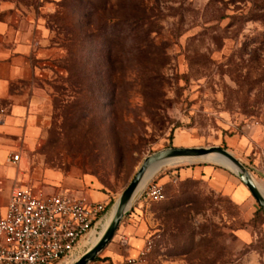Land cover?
Listing matches in <instances>:
<instances>
[{
	"label": "rangeland",
	"instance_id": "374dc122",
	"mask_svg": "<svg viewBox=\"0 0 264 264\" xmlns=\"http://www.w3.org/2000/svg\"><path fill=\"white\" fill-rule=\"evenodd\" d=\"M259 1L144 0L134 22L128 0H0L2 18L38 26L48 52L14 136L22 185L105 193L112 205L148 155L172 146L226 148L264 185ZM151 182L165 200L137 198L138 217L89 264L130 256L131 236L139 264H264V211L231 171L189 162Z\"/></svg>",
	"mask_w": 264,
	"mask_h": 264
},
{
	"label": "built area",
	"instance_id": "2783aa9c",
	"mask_svg": "<svg viewBox=\"0 0 264 264\" xmlns=\"http://www.w3.org/2000/svg\"><path fill=\"white\" fill-rule=\"evenodd\" d=\"M20 157L14 154L13 162H19ZM138 198L161 202L166 198L165 189L151 182ZM109 209L107 203L82 193H36L26 186L15 187L0 218V264H62L74 260L83 240L97 231ZM103 264H139V258L109 259Z\"/></svg>",
	"mask_w": 264,
	"mask_h": 264
},
{
	"label": "crops",
	"instance_id": "0c3cea01",
	"mask_svg": "<svg viewBox=\"0 0 264 264\" xmlns=\"http://www.w3.org/2000/svg\"><path fill=\"white\" fill-rule=\"evenodd\" d=\"M1 13L4 11H0V102L7 101L12 114L4 116L0 113V118L4 120L0 124V218L6 212L12 190L23 186L24 154L19 152L14 136L21 131L24 111L28 105L32 106V93L35 90L33 82L40 73L41 60L48 57V52L41 48L43 39L38 26L26 21L2 18ZM17 153L21 157L19 162L14 163L12 156ZM89 195L91 200L109 202L105 193L92 192ZM137 212L138 208H134L131 216L138 217ZM131 240H134L137 249H133L130 256L136 257L143 243L136 237L131 236Z\"/></svg>",
	"mask_w": 264,
	"mask_h": 264
},
{
	"label": "water",
	"instance_id": "95a60500",
	"mask_svg": "<svg viewBox=\"0 0 264 264\" xmlns=\"http://www.w3.org/2000/svg\"><path fill=\"white\" fill-rule=\"evenodd\" d=\"M205 156L217 157L220 160V163L217 164L236 175L248 188L259 207L264 211V192L259 182L248 167L231 151L221 146L167 147L148 155L143 160L129 185L111 205L108 222L98 236L97 241L69 264H89L108 246L123 219L133 208L135 200L142 191L140 190L141 185L150 177L156 168L181 159H196Z\"/></svg>",
	"mask_w": 264,
	"mask_h": 264
},
{
	"label": "bare ground",
	"instance_id": "6f19581e",
	"mask_svg": "<svg viewBox=\"0 0 264 264\" xmlns=\"http://www.w3.org/2000/svg\"><path fill=\"white\" fill-rule=\"evenodd\" d=\"M193 163V162H211V163H220V160L215 157V156H205V157H200V158H196V159H181V160H177V161H173V162H169L167 164H165L164 166L162 167H165V166H175V165H179V164H183V163ZM162 167H158L156 168L152 174L150 175V177H148V179L141 185L140 187V190H143L146 185L148 184V182L151 180V178L162 168ZM259 185L262 189V191L264 192V185L262 183L259 182ZM108 222V218H106V220L102 223L101 225V230L100 232L94 230L90 235L89 237L87 238V240H84L83 242L84 243H88L90 245L94 244L97 239H98V236L101 234L102 230L105 228L106 224ZM75 259V258H74Z\"/></svg>",
	"mask_w": 264,
	"mask_h": 264
},
{
	"label": "trees",
	"instance_id": "16d2710c",
	"mask_svg": "<svg viewBox=\"0 0 264 264\" xmlns=\"http://www.w3.org/2000/svg\"><path fill=\"white\" fill-rule=\"evenodd\" d=\"M130 3L131 5V10L135 11V14H130V21H134V22H139L141 20H144L146 13H147V9L146 6L144 5V0H128V4ZM258 6L260 7H264V0H261L258 2ZM264 16V14H263ZM112 200H110L107 205L108 207L111 205Z\"/></svg>",
	"mask_w": 264,
	"mask_h": 264
}]
</instances>
